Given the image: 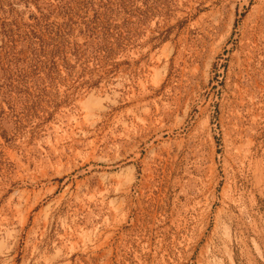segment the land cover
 Instances as JSON below:
<instances>
[{
    "label": "rangeland",
    "instance_id": "1",
    "mask_svg": "<svg viewBox=\"0 0 264 264\" xmlns=\"http://www.w3.org/2000/svg\"><path fill=\"white\" fill-rule=\"evenodd\" d=\"M0 264H264V0H0Z\"/></svg>",
    "mask_w": 264,
    "mask_h": 264
}]
</instances>
